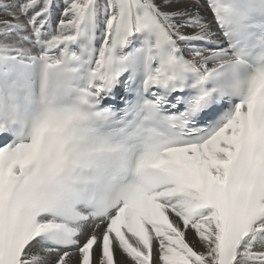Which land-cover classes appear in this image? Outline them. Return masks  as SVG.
Masks as SVG:
<instances>
[{"label":"snow or ice","instance_id":"1","mask_svg":"<svg viewBox=\"0 0 264 264\" xmlns=\"http://www.w3.org/2000/svg\"><path fill=\"white\" fill-rule=\"evenodd\" d=\"M0 8V264H264V0Z\"/></svg>","mask_w":264,"mask_h":264},{"label":"bare ground","instance_id":"2","mask_svg":"<svg viewBox=\"0 0 264 264\" xmlns=\"http://www.w3.org/2000/svg\"><path fill=\"white\" fill-rule=\"evenodd\" d=\"M0 13L6 15V13H5V11H4L3 8H0ZM6 18H7V16H6ZM6 18H5V19H6ZM0 20H4V19H3V18H0ZM117 258H118V259H121V258L119 257V255L117 256Z\"/></svg>","mask_w":264,"mask_h":264},{"label":"rangeland","instance_id":"3","mask_svg":"<svg viewBox=\"0 0 264 264\" xmlns=\"http://www.w3.org/2000/svg\"><path fill=\"white\" fill-rule=\"evenodd\" d=\"M0 18H3V19H5V18H6V15H4V14L0 13Z\"/></svg>","mask_w":264,"mask_h":264}]
</instances>
